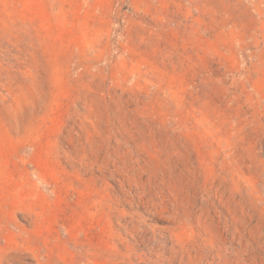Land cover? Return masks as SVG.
<instances>
[{"label": "rangeland", "instance_id": "374dc122", "mask_svg": "<svg viewBox=\"0 0 264 264\" xmlns=\"http://www.w3.org/2000/svg\"><path fill=\"white\" fill-rule=\"evenodd\" d=\"M0 264H264V0H0Z\"/></svg>", "mask_w": 264, "mask_h": 264}]
</instances>
